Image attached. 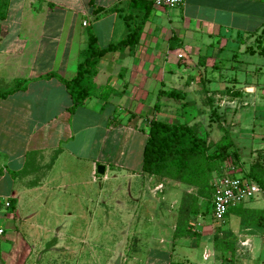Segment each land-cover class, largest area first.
<instances>
[{"label":"crops","instance_id":"0c3cea01","mask_svg":"<svg viewBox=\"0 0 264 264\" xmlns=\"http://www.w3.org/2000/svg\"><path fill=\"white\" fill-rule=\"evenodd\" d=\"M3 1L0 92L17 80L29 83L0 98V201L11 203L0 220V264H55L51 255L87 244L85 237L68 242L61 232L69 228L65 218L76 217L79 226H86L87 216L91 225L99 199L98 166L104 168V181H111V206H106L105 215L111 210L123 220L119 231L124 237L109 264H166L167 259L207 264L202 255H213L209 242L210 249H202L199 261L192 251L205 244V234L199 241L174 238L177 214L167 208L171 199L192 189L141 174L147 123L153 117L185 122L213 142L220 138L221 126L239 153L233 138L246 135L239 134L245 119L250 122V140L256 137L253 144L262 147L264 82L254 80L251 72L264 73V0H184L170 9L152 4L138 44L99 60L95 95L72 113L63 84L54 77L40 78L55 74L71 79L88 30L100 48H107L127 35L128 11L135 21L140 20L139 11L128 10L129 0ZM229 40L236 49L232 54ZM202 56L205 68L197 64ZM220 59L227 62L217 71L212 65ZM166 90L181 92L180 100L159 95ZM155 98L158 108L144 118L140 111ZM210 99L217 120L210 118ZM229 111L237 112V127L222 116ZM214 130L217 140H212ZM251 207L264 209V200ZM145 224L158 233L145 232ZM243 230L264 237V229Z\"/></svg>","mask_w":264,"mask_h":264},{"label":"trees","instance_id":"16d2710c","mask_svg":"<svg viewBox=\"0 0 264 264\" xmlns=\"http://www.w3.org/2000/svg\"><path fill=\"white\" fill-rule=\"evenodd\" d=\"M153 0H129L128 10L132 7L140 13V20L128 11L124 19L127 23V35L116 44L107 48H100L97 39L91 30L87 32L86 48L81 53V60L77 64L75 75L69 79H63L55 74H48L40 79H58L71 99L69 112H73L84 102L95 95L93 78L99 60L108 52L124 49H133L139 42L144 23L149 15V9ZM6 5L0 0V21L5 17ZM235 54L228 60L234 62ZM205 56L198 59L197 64L205 68ZM225 60H215L212 68L219 71ZM232 66V65H231ZM28 80L14 81L13 87L5 92H0V98L25 89ZM104 93V92H102ZM159 95L167 99L179 101L182 93L175 90L161 91ZM104 95H99V97ZM209 115L211 120H217V112L212 99L208 100ZM185 105H181L178 116L182 114ZM156 110L158 104H154ZM220 125V124H219ZM220 138L213 142L202 136L196 126L180 123L170 119L151 118L147 123V137L142 152L141 174L154 176L162 180H169L191 188V193L183 192L180 196L179 206L176 209V223L173 232L174 238H196L200 234L194 229L197 217L210 215L213 222L218 223L216 231L212 233L209 243L216 261L221 264H233L236 258L235 245L236 233L233 226L242 229H264V209L251 207V201L238 204L228 210L222 221L212 218L214 182L217 178L229 175L239 176L242 180L254 183L258 186L264 200V133L262 135V147L257 150L256 158L252 160L246 170H242L241 158L235 147L229 131L219 126ZM1 173V172H0ZM166 264H194L191 262H178L166 260Z\"/></svg>","mask_w":264,"mask_h":264},{"label":"rangeland","instance_id":"374dc122","mask_svg":"<svg viewBox=\"0 0 264 264\" xmlns=\"http://www.w3.org/2000/svg\"><path fill=\"white\" fill-rule=\"evenodd\" d=\"M234 40L228 41V49L230 51V54L234 52L235 46L233 43ZM227 52L223 54V57H226ZM229 54V52H228ZM259 60L263 61L261 58ZM194 66L196 64L194 63ZM193 66V67H194ZM230 67V66H229ZM254 69V68H253ZM231 73L233 72V69L231 70ZM201 75V74H200ZM251 75H256L254 80L262 81L264 82V73H256L255 71L251 72ZM157 102V99L155 98L153 100L152 105H149L148 108H145L141 110L142 115L144 118H151L153 113V104ZM207 108V107H206ZM180 109V108H179ZM178 109V110H179ZM236 113H232L231 111L225 112L223 117L225 116V120L227 123L230 124L232 127H237L239 125L238 121L239 119L236 117ZM208 117V116H206ZM245 120V119H244ZM242 120L240 122L242 130L239 132V134H246L244 137H240V135H236V137H240L239 139L233 138L235 143L239 146V153L242 159V170H246L249 163L254 160L256 157L257 148L261 147V143H255L253 144V140H256V137H253L252 141L250 140V137H252L251 132L248 128L250 122L248 120ZM256 125H259V122H255ZM243 131V132H242ZM215 135H212V140H217L219 135L217 134L216 130L213 131ZM218 135V136H217ZM250 135V136H247ZM249 139V140H248ZM254 140V141H255ZM255 148H254V147ZM253 147V148H252ZM252 148V151H251ZM10 173V171H9ZM105 174H97L98 178V207H96L97 213H95L92 217V223L88 227V221L90 217L85 216L84 222L86 224V227L84 223H80L79 226V220L75 218H65V222L69 223L68 230H65L67 232H61V235H65L66 240L74 242V238L76 240H84L83 237H85L87 244L84 245H75L71 247V249H67L66 251L61 250L60 255L54 256L51 255V260L55 262V264H109V261L111 259V256L113 254L115 255L117 244H119V240L123 239L122 237L124 233L120 232L119 230L122 229L123 220L122 218H119L118 216L111 215V210L108 211L110 213L109 215H105V211L108 208H110L111 203L109 200L110 196V183L111 181H104L103 177ZM177 198L171 199L167 203V208L171 211H176L178 208L179 200L180 198L176 196ZM263 200L262 196L260 194H257L255 198L250 202L251 206L257 204ZM103 204V205H102ZM94 205V204H93ZM107 206V207H106ZM87 208V207H86ZM174 208V209H173ZM173 211V212H174ZM203 216V215H202ZM197 217L194 222V229L198 232L197 234H200L201 236L205 234V244L200 245L199 247L192 248V251H194L195 254V260L197 258V261H199V257L201 254L202 249L208 251L210 249L209 241L211 239V235L213 232L216 231V228L218 226V223H215L212 221L210 215L205 217ZM63 218H59L61 221ZM143 222V220H141ZM151 226H148V224H145V232H157V228L153 226L152 224H149ZM81 229L86 228L88 230L86 231H79L78 227ZM75 229V231H74ZM233 229L236 233V245H235V254L236 258L234 259L233 264H264V237L261 232H245V230L239 231V228L236 226H233ZM236 229V230H235ZM52 239V238H51ZM188 240V239H186ZM199 241V240H198ZM206 247V248H205ZM208 247V248H207ZM75 253L77 254V258L75 257ZM124 253V252H123ZM124 255V254H123ZM203 256V255H202ZM120 257V256H119ZM205 258H207V264H221L218 260L216 261L215 256L211 255L210 253L205 251ZM121 262V261H119Z\"/></svg>","mask_w":264,"mask_h":264},{"label":"built area","instance_id":"2783aa9c","mask_svg":"<svg viewBox=\"0 0 264 264\" xmlns=\"http://www.w3.org/2000/svg\"><path fill=\"white\" fill-rule=\"evenodd\" d=\"M184 0H153L156 8L170 9L183 4ZM178 58H182L178 55ZM260 192L254 183L244 181L239 176L224 175L217 178L214 182L213 210L212 218L215 221H222L228 210L238 204L248 202L255 198ZM11 209L9 200L0 201V220L4 219ZM4 230L0 227V236ZM203 259L205 253H203Z\"/></svg>","mask_w":264,"mask_h":264},{"label":"water","instance_id":"95a60500","mask_svg":"<svg viewBox=\"0 0 264 264\" xmlns=\"http://www.w3.org/2000/svg\"><path fill=\"white\" fill-rule=\"evenodd\" d=\"M97 172H98L99 174H103V172H104V168H103L102 166H98V167H97Z\"/></svg>","mask_w":264,"mask_h":264}]
</instances>
